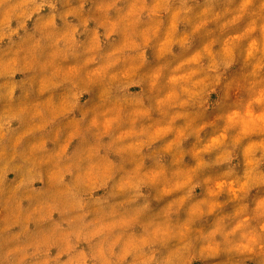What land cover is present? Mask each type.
Segmentation results:
<instances>
[{
	"label": "clouds",
	"instance_id": "9594fccd",
	"mask_svg": "<svg viewBox=\"0 0 264 264\" xmlns=\"http://www.w3.org/2000/svg\"><path fill=\"white\" fill-rule=\"evenodd\" d=\"M0 264H264V0H0Z\"/></svg>",
	"mask_w": 264,
	"mask_h": 264
}]
</instances>
